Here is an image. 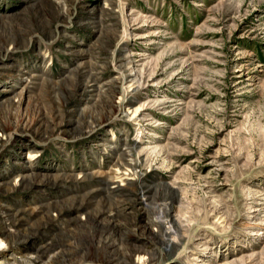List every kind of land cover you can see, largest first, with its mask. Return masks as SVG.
<instances>
[{
	"label": "rangeland",
	"instance_id": "1",
	"mask_svg": "<svg viewBox=\"0 0 264 264\" xmlns=\"http://www.w3.org/2000/svg\"><path fill=\"white\" fill-rule=\"evenodd\" d=\"M0 264H264V0H0Z\"/></svg>",
	"mask_w": 264,
	"mask_h": 264
}]
</instances>
